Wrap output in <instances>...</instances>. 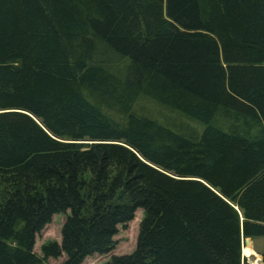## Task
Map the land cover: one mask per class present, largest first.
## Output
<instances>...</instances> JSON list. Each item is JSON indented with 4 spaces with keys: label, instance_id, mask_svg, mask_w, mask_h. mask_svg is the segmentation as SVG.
Masks as SVG:
<instances>
[{
    "label": "trees",
    "instance_id": "obj_1",
    "mask_svg": "<svg viewBox=\"0 0 264 264\" xmlns=\"http://www.w3.org/2000/svg\"><path fill=\"white\" fill-rule=\"evenodd\" d=\"M136 210L104 264H246L264 237V0H0V264L105 255Z\"/></svg>",
    "mask_w": 264,
    "mask_h": 264
},
{
    "label": "rangeland",
    "instance_id": "obj_2",
    "mask_svg": "<svg viewBox=\"0 0 264 264\" xmlns=\"http://www.w3.org/2000/svg\"><path fill=\"white\" fill-rule=\"evenodd\" d=\"M135 111H138L145 115L147 118L157 122L159 125L166 127L174 133L181 134L185 137H189L190 131L200 134L202 126L196 122H190L189 119L181 115L176 111H170L161 106H157L146 99L139 100L135 106ZM189 120V121H188ZM65 215H54L51 217L50 222L43 227V229L36 235L33 251L42 258L40 253V246L47 242H59V230L60 225ZM142 213L140 210H136L133 215V219L125 226H118L117 232L113 237L115 242L114 248L105 255H93L85 258L80 264H104L111 255L129 254L133 251L135 240L138 232L139 222L141 220ZM245 240V239H244ZM250 242V248L258 256L255 260L253 257H242L246 264H261L260 253L264 251V237H256L253 239H247ZM243 243L241 242V246ZM63 257L57 259L47 258L43 260V264H59ZM253 259V260H252Z\"/></svg>",
    "mask_w": 264,
    "mask_h": 264
},
{
    "label": "bare ground",
    "instance_id": "obj_3",
    "mask_svg": "<svg viewBox=\"0 0 264 264\" xmlns=\"http://www.w3.org/2000/svg\"><path fill=\"white\" fill-rule=\"evenodd\" d=\"M242 243V256L245 258L253 257L255 260H257L258 256L250 248L251 246L249 240H246V242L242 241Z\"/></svg>",
    "mask_w": 264,
    "mask_h": 264
},
{
    "label": "water",
    "instance_id": "obj_4",
    "mask_svg": "<svg viewBox=\"0 0 264 264\" xmlns=\"http://www.w3.org/2000/svg\"><path fill=\"white\" fill-rule=\"evenodd\" d=\"M244 242H246V239L245 240H243ZM242 256V255H241Z\"/></svg>",
    "mask_w": 264,
    "mask_h": 264
}]
</instances>
